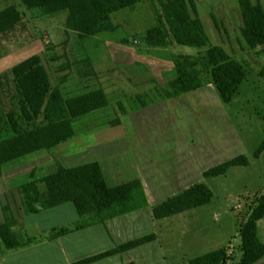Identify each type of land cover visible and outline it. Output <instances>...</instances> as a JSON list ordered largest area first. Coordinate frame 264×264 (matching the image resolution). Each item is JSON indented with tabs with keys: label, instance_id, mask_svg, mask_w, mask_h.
<instances>
[{
	"label": "rangeland",
	"instance_id": "1",
	"mask_svg": "<svg viewBox=\"0 0 264 264\" xmlns=\"http://www.w3.org/2000/svg\"><path fill=\"white\" fill-rule=\"evenodd\" d=\"M194 1L211 43L223 46L232 56L237 54L247 71L230 103L220 99L208 74H204L206 84L194 91L171 98L159 95L175 76L172 54H201L203 48L172 40L165 47L146 44L145 31L157 23L149 0L113 12L111 19L117 27L88 36L82 43L85 51L74 33L64 28L65 12L43 16L37 8L28 10L22 0H0V10L14 5L24 19V26L13 35L0 34V140L12 135L7 113L18 112L11 68L37 55L48 81L36 121L65 117L64 99L74 93L102 88L109 98L107 107L80 119L78 135L66 141L71 145L88 138L94 140L92 144L70 160L61 159L58 148L52 149L55 163L96 160L105 171L113 162L120 171L115 181L132 177L142 181L149 208L196 183L212 192L207 204L162 219L151 215V224L145 213L134 233L154 232L158 239L124 254L125 264L130 258L136 264H189L218 248L227 249L223 264H234L240 256L239 226L264 195V149L255 155L264 139V46L240 50L236 37L242 21L237 0ZM85 55L91 61L90 76L81 75L86 66L77 61ZM136 94H147L151 102L135 107L132 98ZM114 118L120 119L118 125L105 124ZM238 155L247 158V165L231 166L222 175H203L206 169ZM48 171L45 164L37 169V173ZM132 216L125 217L126 221ZM257 227L264 241V217Z\"/></svg>",
	"mask_w": 264,
	"mask_h": 264
},
{
	"label": "trees",
	"instance_id": "2",
	"mask_svg": "<svg viewBox=\"0 0 264 264\" xmlns=\"http://www.w3.org/2000/svg\"><path fill=\"white\" fill-rule=\"evenodd\" d=\"M28 10L39 9L43 16L65 12L64 28L76 36L83 51V41L103 31H112L117 26L111 14L122 8L132 9L138 0H22ZM156 18V25L145 31L146 44L165 47L170 40L194 48H203L201 54H172L175 76L165 83L159 94L171 98L194 91L206 84L204 74L210 76L220 99L230 103L246 80L247 71L223 46L211 43L199 18L194 0H149ZM241 25L236 37L240 50L261 49L264 46V9L256 0H237ZM213 25L219 28L216 16L210 13ZM24 26L23 13L14 5L0 10V34L13 35ZM78 62L86 66L83 76L93 74L90 59L85 55ZM70 65L67 63L66 65ZM17 98L18 112L7 113L12 135L0 140L1 165L7 161L45 150L49 155L57 145L78 135L76 124L80 119L108 106L109 98L102 88H94L68 95L64 99L66 115L56 120L36 121L37 109L45 100L48 76L46 68L37 55H31L11 68ZM264 73V66L261 69ZM64 76L61 80L64 81ZM135 107L151 102L147 94H136L132 98ZM122 108V107H121ZM123 109V108H122ZM19 119L23 120L22 125ZM119 118L105 124L118 125ZM264 149V139L255 155ZM244 155L227 159L206 169L204 176L225 174L229 167L247 165ZM33 177V173H30ZM40 186L42 189H40ZM18 211L50 208L71 202L79 217L76 228L90 226L109 218L128 213L146 205L142 183L138 178L112 184L99 161H89L72 166L55 163V169L30 179L11 190ZM14 192V193H13ZM211 190L203 183L193 184L178 194L154 205L153 218L162 219L185 210L207 204ZM28 208V209H27ZM5 211L9 210L7 207ZM264 217V195L256 200L247 218L240 224V256L234 264H253L264 255V241L258 236V221ZM17 220L6 216L0 223V239L8 249L30 242L24 232L15 229ZM62 229L59 232H64ZM154 232L135 237L90 257L72 264H88L112 254L122 253L155 240ZM227 260V249L218 248L189 261V264H223Z\"/></svg>",
	"mask_w": 264,
	"mask_h": 264
},
{
	"label": "crops",
	"instance_id": "3",
	"mask_svg": "<svg viewBox=\"0 0 264 264\" xmlns=\"http://www.w3.org/2000/svg\"><path fill=\"white\" fill-rule=\"evenodd\" d=\"M251 1L254 3L256 0ZM258 1L264 9V0ZM236 57H238L237 54ZM87 139L85 138L84 142L71 145L68 144L69 142L57 145L55 147L58 148L57 154L63 160L78 157L94 141H86ZM61 145H64L62 146L63 148H60ZM51 162L55 163L53 156L47 152L38 151L7 161L1 165L0 223L5 220L6 216L17 220L15 229L19 230L18 228H20V232L24 230L26 236L30 238V242L8 249L0 239V264H72L78 260L109 250L116 244L145 234L134 233V230L142 224L143 220L141 218H144L145 213L148 218V224H151L149 219L152 213L147 203L136 210L81 228H76L79 217L71 202H65L50 208L37 206V210L18 211L15 202V198L18 199V197L16 193L13 192L14 194H12L11 190L30 179H38L43 175V173H37V169L43 164L50 170L48 172L53 171L55 164ZM113 164L112 162L111 167H108L107 170L105 169L110 183L120 184L133 179L132 177L115 181V177L120 174V171L117 166L114 168ZM30 173H33V177L30 176ZM40 189H42L41 186ZM144 195L146 198L145 191ZM6 207L9 210L5 211ZM145 209H148L147 212H144ZM129 215L134 216H132L131 221H126L127 218L125 217ZM62 229L65 231L59 232ZM157 239L156 236L155 240L151 242L122 253L109 255L88 264H125L124 254L140 247H146L156 242ZM128 264H136V261L130 258ZM253 264H264V255Z\"/></svg>",
	"mask_w": 264,
	"mask_h": 264
}]
</instances>
